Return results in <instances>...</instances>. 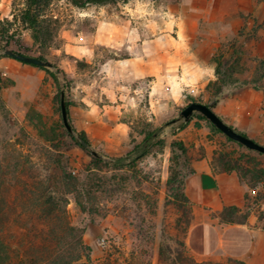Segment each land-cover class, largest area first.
<instances>
[{"label": "rangeland", "instance_id": "374dc122", "mask_svg": "<svg viewBox=\"0 0 264 264\" xmlns=\"http://www.w3.org/2000/svg\"><path fill=\"white\" fill-rule=\"evenodd\" d=\"M145 1H155L150 8L159 10L165 0ZM25 3L26 0H0V20L7 24L5 27L12 37L11 44L0 41V71L3 78V88L0 91V119L3 121L0 125V154L5 153L6 160L13 156V161L9 164L11 168L16 161L23 163L31 159L33 168L41 171L46 162L51 164L53 160L44 152L40 132L34 125L42 122L49 131L61 137L63 122L60 90L49 73L5 57L2 51L10 49L38 58L44 52L45 58L63 71L65 78L61 77V85L66 88L71 83L64 93L65 99L74 105L75 91L82 89L80 85L88 83L90 77L99 80V63L110 56L108 49L101 48L96 53L93 52L95 56L89 61L84 57L80 58L77 50L70 46L76 44L75 38L80 35L92 36L98 21L142 23L149 20L142 16L143 10L136 11L135 15L130 14L129 5L126 3L78 9L67 0H50L47 13L59 18V23L53 42L44 46L35 43L32 31L21 21L20 14ZM245 17L243 16L245 25L239 34L232 37L225 46L228 48L230 43L239 39L244 55V69L240 76L253 78L257 73V77H260L263 72L261 62L264 60V53L260 50V34L257 33L261 25L256 23L248 26L247 20L252 21L253 18ZM16 42L21 43L22 48ZM135 85L143 88V92L138 94L139 105L126 114L131 119L128 123L131 130L121 151L108 153L102 145H91L100 154L101 161H98L82 150L77 142L65 137L62 140L68 152L60 158L61 166L73 174L98 168V176L107 191L102 196L100 205L104 218L91 221L89 216L77 208L74 199L68 206L73 224L85 227L84 242L92 249L93 264H237L235 261L243 264H264L263 257L249 260V263L225 257H198L190 251L187 244L190 228L202 222H245L264 233V187L259 189L261 183L248 186L244 203L242 206H234L238 208V212L231 216L223 213L225 208L219 213L211 214L207 209L192 206L186 200L184 191L187 178L196 172L198 165L204 160L208 161L212 171L235 168L244 175L258 170L264 171V155L229 142L204 120L195 119L188 122L184 130L181 129L182 121L178 120L183 109L194 102L211 105L214 103L213 91L205 89L195 98H190V103L174 107V110L160 107V115L156 118L151 106L148 108L146 105L147 81L136 82ZM233 93L229 92L221 98L213 106V110L219 104L234 98L236 94ZM232 112L233 115L226 117L232 128L244 135L252 134L253 140L264 145V123L254 122L255 118L261 119V115L252 114L249 117L251 115ZM30 118L35 120L33 124ZM138 118L141 120L140 125L148 124L146 131L153 133L148 142L149 153L135 163L118 169L109 164L110 160L127 156L145 139L147 132H141L132 123ZM6 160L2 159L4 169L7 167ZM7 177L8 179L4 177L0 189V196L5 200L4 211L12 220H20L16 218L11 204L14 203L18 210H22L20 206L30 201L22 191L24 183H30L29 176L27 173H18L14 177L10 171ZM246 180L249 184V179ZM253 189L259 190L256 197L250 194ZM21 215L28 216L24 213L19 214Z\"/></svg>", "mask_w": 264, "mask_h": 264}, {"label": "crops", "instance_id": "0c3cea01", "mask_svg": "<svg viewBox=\"0 0 264 264\" xmlns=\"http://www.w3.org/2000/svg\"><path fill=\"white\" fill-rule=\"evenodd\" d=\"M155 3H126L130 14L143 10L142 16L149 21H98L92 36L80 35L74 40L76 44L70 45L87 61L101 48L110 52L99 63V80L90 77L88 83H82V89L73 95L76 104L69 109L74 129L85 134L90 145H102L108 153L121 151L130 137L131 119L126 114L139 105L138 94L143 92L136 82L147 81L146 102L156 118L160 107L174 110L190 103V98L204 92L216 80L214 57L239 34L245 25L243 16L253 18L247 20L248 26L261 25L257 34L264 53L262 1L165 0L159 10L150 8ZM235 94L218 105L216 114L231 127L226 117L233 115L232 111L249 117L259 114L261 119L255 118L254 122L263 124L264 88L246 86ZM246 136L254 139L252 134ZM260 183L259 189H263L264 182ZM248 191L236 172L217 174L206 160L185 182L189 202L211 214L226 207L242 206ZM187 244L198 257H225L248 263L257 257L264 258V233L249 223H197L188 232Z\"/></svg>", "mask_w": 264, "mask_h": 264}, {"label": "trees", "instance_id": "16d2710c", "mask_svg": "<svg viewBox=\"0 0 264 264\" xmlns=\"http://www.w3.org/2000/svg\"><path fill=\"white\" fill-rule=\"evenodd\" d=\"M67 1L75 8L87 9L89 7H105L112 4L128 3L130 0ZM49 6L50 0H26L25 7L20 14L21 21L32 31V38L35 43H41V45L44 46L53 42L59 23V18L47 13ZM5 26H7V24L0 20V41L11 44L12 37L9 36V30ZM16 44L18 47L22 48L21 43L16 42ZM39 58L48 61L45 58L44 52ZM243 61L244 55L239 39H235L230 43L228 48L224 46V48L222 47L217 51L214 57V62L216 63V80L210 82L206 88L208 91L214 92L215 105H217L220 99L227 93L238 91L248 85H252L256 90L264 88V60L261 62L262 75L257 77L256 73V76L254 75L253 78L248 76L242 78L240 76L244 69ZM253 62L255 63L256 60ZM33 67L44 70L53 77L60 90L61 105L62 92L68 89L71 84L69 83L66 88L61 85V77L65 78L63 71L55 66L58 72L57 75L46 68ZM255 68H257V66L254 67V70H256ZM2 85L3 78L0 71V91L3 88ZM65 102L68 111V119L74 129L69 111L71 103L67 99H65ZM146 105L149 108L148 104ZM195 119L209 122L218 133L223 134L202 114L195 113L189 122ZM34 121V119L30 118L32 124ZM180 121H182L180 124L182 126L181 129L184 130L188 123L183 122V120ZM2 123L3 121L0 119V125H2ZM7 123L8 120L6 116L5 125H7ZM132 123L136 125L141 132L147 133L145 134L143 142L137 145L127 156L110 160L109 164L116 166L118 169L135 163L136 160L143 158L149 153L150 144L148 142L149 139L153 137V133H148V131H146L149 125L146 124L145 126H141V120L139 118L135 119ZM34 127L40 132L44 152L46 155L50 156L53 161L51 164L46 162L41 171H37L33 168L31 159L23 163L21 161H16L14 167L11 168L9 164L13 161V156H9L8 160H6L7 155L5 153H2V155L0 154V189L3 186L2 182L4 177L8 179L7 175L10 171L14 177H16L18 173H27L30 181V183H24L23 185L22 191L27 199L28 197L30 198V201L26 204L22 203L23 205L20 206L22 210H18L17 207L14 206V203H10L12 209L15 211L16 218H20L21 221L18 219L12 220L6 215L4 211L5 200L0 196V264H93L92 249L84 242L85 227L73 224L68 206L70 201L74 199L77 208H79L82 213L89 216L91 221L104 218L103 210L100 205L103 198L102 196L105 195L107 191L102 186V180H100L98 176L97 171L100 170L94 168L92 171H86L82 174L68 172L67 169L61 166L60 161V158L66 155L65 152H68L64 147L65 144L62 142L64 137L77 142L79 147L89 154H91L90 150L81 145L76 137L67 131L64 124L61 126V137L60 135H56L55 132L49 131L42 122L41 124L38 123L34 125ZM74 131L77 132L75 129ZM78 134L90 145L85 134ZM225 137L229 142L237 144L240 147H245L227 136ZM99 156L94 157V160L101 161ZM1 158L7 161V167H5V169ZM238 171L239 172H237L235 168L226 171L214 170L217 174L236 172L241 181L245 182L247 186H252L254 183L258 184L264 181V171L258 170L253 174L244 175H242L240 170ZM194 173L195 172L192 174ZM247 178L249 179V184L247 183ZM9 186L12 188V183H10ZM185 198L188 203H190L186 194ZM237 212L238 208L234 206L226 207L223 211L224 214L228 213L229 216ZM20 213L27 214L28 216H19ZM244 223L245 222H226V224ZM235 262L237 264H243L240 261Z\"/></svg>", "mask_w": 264, "mask_h": 264}, {"label": "water", "instance_id": "95a60500", "mask_svg": "<svg viewBox=\"0 0 264 264\" xmlns=\"http://www.w3.org/2000/svg\"><path fill=\"white\" fill-rule=\"evenodd\" d=\"M2 54L26 65L46 68L58 75L56 67L49 61L42 60L38 57L21 54L10 49L3 50ZM214 105V103H212L211 105H205L199 102H194L188 105L185 109H183V111L180 113V119L178 121L183 120L185 123H188L195 113H200L204 117H206L219 131H221L225 136H227L231 140L242 144L249 150L256 151L264 155V145L258 144L253 139L244 136L243 134L239 133L234 128L226 124L213 110ZM61 114L63 124L67 131L74 135L76 139L81 143V145H83L85 148H88L94 157H98L99 153L92 149V147L72 128L68 119V111L65 102L64 92H62L61 97Z\"/></svg>", "mask_w": 264, "mask_h": 264}, {"label": "built area", "instance_id": "2783aa9c", "mask_svg": "<svg viewBox=\"0 0 264 264\" xmlns=\"http://www.w3.org/2000/svg\"><path fill=\"white\" fill-rule=\"evenodd\" d=\"M258 189H253L251 192H250V194H251V196H253V197H256L257 196V194H258ZM104 241V240H103Z\"/></svg>", "mask_w": 264, "mask_h": 264}]
</instances>
